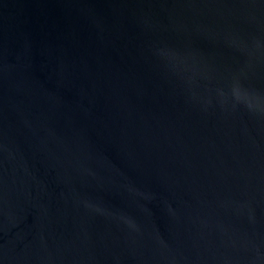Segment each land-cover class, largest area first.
Here are the masks:
<instances>
[{
  "label": "water",
  "instance_id": "obj_1",
  "mask_svg": "<svg viewBox=\"0 0 264 264\" xmlns=\"http://www.w3.org/2000/svg\"><path fill=\"white\" fill-rule=\"evenodd\" d=\"M0 264H264V0H0Z\"/></svg>",
  "mask_w": 264,
  "mask_h": 264
}]
</instances>
